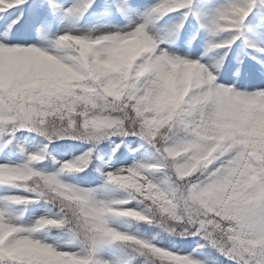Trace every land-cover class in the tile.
Wrapping results in <instances>:
<instances>
[{
    "label": "snow or ice",
    "instance_id": "1",
    "mask_svg": "<svg viewBox=\"0 0 264 264\" xmlns=\"http://www.w3.org/2000/svg\"><path fill=\"white\" fill-rule=\"evenodd\" d=\"M0 264H264V0H0Z\"/></svg>",
    "mask_w": 264,
    "mask_h": 264
}]
</instances>
